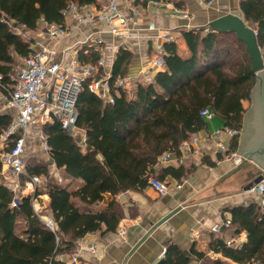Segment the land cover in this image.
<instances>
[{"label":"trees","instance_id":"trees-1","mask_svg":"<svg viewBox=\"0 0 264 264\" xmlns=\"http://www.w3.org/2000/svg\"><path fill=\"white\" fill-rule=\"evenodd\" d=\"M94 1L0 0V84L13 83L16 57L32 51V39L23 38L13 24L35 33L40 19L61 24L70 3ZM240 9L243 18L254 24L264 56V0H241ZM183 39L186 53L180 52L176 41L166 43V67L152 82L138 83L131 95L114 90V103L104 102L84 85L76 104V125L85 130L84 145L56 120L43 125L57 167L68 178H81L84 183L74 191L60 183H47L52 229L41 218L45 211L38 212L33 205L42 194L39 188L34 194H22L0 182V264H59L55 256L75 251L79 239L116 231L123 218L117 194L144 189L150 176L164 181L166 176L180 179L186 175L184 167H164L157 173L155 166L164 152H177L183 141L207 129L201 115L204 108L213 110L225 126L242 131L247 111L243 101H251L256 82L245 43L234 32L211 27L185 31ZM133 56L130 49L118 50L111 82L128 73ZM98 58L95 51L80 54L82 62L96 63ZM11 119L12 115L0 113V131L8 128ZM239 139L240 135L233 138L232 151H237ZM32 175L48 177V165L27 163L22 179ZM107 194L112 198L97 211H82L75 201L91 206ZM224 210L231 213L229 226L235 234L245 232L246 241L228 246L224 238L214 236L210 249L223 258L194 250L196 257L203 264H264V208L251 201ZM159 264H190V258L169 245Z\"/></svg>","mask_w":264,"mask_h":264},{"label":"built area","instance_id":"built-area-1","mask_svg":"<svg viewBox=\"0 0 264 264\" xmlns=\"http://www.w3.org/2000/svg\"><path fill=\"white\" fill-rule=\"evenodd\" d=\"M199 1L210 4L207 0ZM147 5L160 8L169 16L188 20L193 18L192 12L186 6L178 4L176 0H129L130 12L127 15L119 9L117 0H95L89 4L70 3L64 11L65 21L61 24L48 22L43 18L38 21L37 31L40 29L39 32L49 39V43L44 44L34 37L31 38V53L16 57L15 71L11 74L13 83L9 86L0 84V113L3 109L14 110L10 125L0 131V162L2 168L9 173L10 181L5 185L10 191L24 194L30 190L35 193L42 184V177L39 175L22 179L26 174L27 164L25 131L30 124L40 125L38 142L46 152H49L50 147L47 134L43 132L42 127L55 120L68 132L79 137L80 144L84 145L86 136L79 134L80 128L76 125L78 117L76 104L84 85H88L89 89L104 102L114 103V90L118 93L121 89L131 95L138 83L152 82L155 75L166 67L165 44L176 41L177 36L172 30L150 22L147 29L150 31L148 41L153 42L150 59L137 74L118 76L111 82L112 65L116 54L120 48L132 50L134 31L139 29L143 9ZM97 24L107 27V32L112 37V41L117 42L116 45L107 46L106 38L101 33L91 34L68 48V66H64L57 59L59 41L72 31ZM186 27L187 30L194 28L191 25ZM17 33L20 34L21 31ZM92 51L99 55L96 63L82 62L80 54L89 55ZM201 115L211 119L215 112L210 108H204ZM225 135L233 139L236 135H241V131L224 126L208 134L204 141L213 144L214 152L233 159L237 164L241 163L242 155L232 151L225 143L223 139ZM204 144L202 137L198 133L194 134L180 144L177 152L166 151L160 155L156 165L178 166L189 157L195 162H201L210 150ZM51 165L55 174L57 165L55 162ZM56 175L61 182L62 177L58 173ZM148 185L160 194H167L169 191L168 184L156 176L148 178ZM250 191L260 194L257 202L264 208V179L255 184ZM34 208L40 212V208L35 204ZM41 218L50 228H54L51 217L42 214ZM224 224L229 226L231 219H225ZM213 230L218 231L219 228L215 227ZM119 232L125 234L124 226L120 227ZM226 244L236 246L232 239L226 240ZM87 249L92 255H97L100 243L93 242L87 246ZM55 260L59 264H82L80 249L58 254Z\"/></svg>","mask_w":264,"mask_h":264},{"label":"crops","instance_id":"crops-1","mask_svg":"<svg viewBox=\"0 0 264 264\" xmlns=\"http://www.w3.org/2000/svg\"><path fill=\"white\" fill-rule=\"evenodd\" d=\"M207 1L210 4H203L199 0H176L178 4L186 6L192 12L193 18L191 20L169 16L160 8L145 6L139 29L134 31L132 43L134 56L127 74H137L150 59L153 47V42L148 41L150 31L147 29L150 22L172 30L173 34L177 36L176 42L180 52L186 53L187 47L183 39V32L188 31L186 25L204 28L209 27L212 20L227 13L242 16L241 0ZM117 4L124 14H129V0H117ZM39 31L40 29L34 38L44 44L49 43V39ZM100 33L106 38L107 46L116 45L117 42L112 41V37L107 32V27L104 25L82 27L72 31L67 37L59 41L57 59L64 66H68V48L91 34L98 35ZM109 65H107L108 68ZM248 102L249 100L243 101L245 108ZM13 113V109L1 111V114L13 115ZM205 120L207 129L198 134L202 137L205 147L210 148V150L203 160L195 162L189 157L182 165L172 166L175 168L184 167L186 175L180 179L166 176L164 181L169 186L167 194H160L149 185L141 190H127L117 194L115 199L122 205L123 218L114 232H108L104 235L101 232L90 233L78 240L76 249H80L82 264H159V261L165 258L169 245H174L190 258V264H203V261L194 254V250L205 252L211 258H223L221 254L210 249L212 237H222L225 240L232 239L236 245L246 241L247 234L245 232L235 234L231 226L224 224L225 219H231V213L225 211L224 208L237 204H249L251 201L259 199V193L247 190L246 187L258 176L260 169L255 166L254 170L249 165L252 169L244 170L246 165L252 164L250 161L237 170L242 162L237 164L233 159L214 152L212 150L213 144L205 142L204 138L216 129L224 127L225 122L216 114L211 119L205 118ZM37 133L36 124H30L25 131L26 159L28 153H37V148L34 146V143L38 142ZM79 134L84 136L85 130L80 128ZM223 139L226 144L232 146L233 139L231 137L225 135ZM240 145L239 139L237 152L240 150ZM219 155L222 156L221 159ZM52 162L54 161L49 155L47 162L49 176H41L42 184L39 189L42 194L33 202V205L39 207L40 211H45L46 214L44 215L51 218L49 195L46 192L47 183L51 181L63 184L68 191H74L84 183L81 178H68L63 168L57 167L54 174ZM164 167L169 166L156 165V172L159 173ZM56 172L62 177L61 182L58 181ZM9 181L8 171L2 168L0 182L7 184ZM24 194L34 193L29 190ZM111 198L112 196L107 194L102 202L91 206H86L78 200L75 201L82 211H97L106 206ZM121 226L125 228L124 235L119 232ZM215 227H218L219 230L214 231ZM93 242L100 243V250L97 255H92L87 249V246Z\"/></svg>","mask_w":264,"mask_h":264},{"label":"water","instance_id":"water-1","mask_svg":"<svg viewBox=\"0 0 264 264\" xmlns=\"http://www.w3.org/2000/svg\"><path fill=\"white\" fill-rule=\"evenodd\" d=\"M213 30L234 32L243 41L249 53L256 82L251 93V106L246 111L240 135L241 169L248 162L254 163L259 169L258 174L246 187L250 190L264 179V56L258 44L256 30L242 16L227 13L212 20L209 25ZM163 259L159 261L161 263Z\"/></svg>","mask_w":264,"mask_h":264},{"label":"rangeland","instance_id":"rangeland-1","mask_svg":"<svg viewBox=\"0 0 264 264\" xmlns=\"http://www.w3.org/2000/svg\"><path fill=\"white\" fill-rule=\"evenodd\" d=\"M249 24L251 25V26H254L253 25V23H251V22H249ZM13 26H15V31L16 32H19V31H21V35H22V37L23 38H25V39H29V40H31V38L32 37H35L36 36V32L35 33H30V32H28L27 30H23V28H21V27H18L16 24H13ZM210 28V26L209 27H204V29H206V30H208ZM251 103H252V101L250 102H248L247 103V107H246V109L248 110L249 108H250V106H251ZM36 128H37V130H38V133H37V138H38V135H39V132H40V130H41V127H40V125L39 124H36ZM36 138V139H37ZM35 145V148H37V153H35V154H33V153H28V155H27V163H41V164H47V162H48V159H49V153H47V152H45V151H43L42 149H41V146L39 145V142H35L34 143ZM249 165H251L252 166V168L255 170V164H248V165H246L245 166V168H244V170H250V169H252ZM250 167V168H249ZM256 168H257V166H256Z\"/></svg>","mask_w":264,"mask_h":264}]
</instances>
